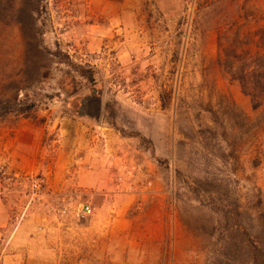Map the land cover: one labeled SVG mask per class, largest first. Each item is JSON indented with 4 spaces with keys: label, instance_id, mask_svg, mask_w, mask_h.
Returning <instances> with one entry per match:
<instances>
[{
    "label": "rangeland",
    "instance_id": "rangeland-1",
    "mask_svg": "<svg viewBox=\"0 0 264 264\" xmlns=\"http://www.w3.org/2000/svg\"><path fill=\"white\" fill-rule=\"evenodd\" d=\"M238 41L264 0H0V264H264Z\"/></svg>",
    "mask_w": 264,
    "mask_h": 264
},
{
    "label": "trees",
    "instance_id": "trees-1",
    "mask_svg": "<svg viewBox=\"0 0 264 264\" xmlns=\"http://www.w3.org/2000/svg\"><path fill=\"white\" fill-rule=\"evenodd\" d=\"M245 45V49L242 46ZM264 45L259 51L252 52L251 42L241 43L238 41V69L231 58L226 61L218 60L227 74L233 80H237L243 93L248 96L254 111L264 108ZM259 162L261 158L259 157ZM247 234V233H246Z\"/></svg>",
    "mask_w": 264,
    "mask_h": 264
},
{
    "label": "water",
    "instance_id": "water-1",
    "mask_svg": "<svg viewBox=\"0 0 264 264\" xmlns=\"http://www.w3.org/2000/svg\"><path fill=\"white\" fill-rule=\"evenodd\" d=\"M102 109V98L91 97L85 103V111L92 119H99Z\"/></svg>",
    "mask_w": 264,
    "mask_h": 264
},
{
    "label": "built area",
    "instance_id": "built-area-1",
    "mask_svg": "<svg viewBox=\"0 0 264 264\" xmlns=\"http://www.w3.org/2000/svg\"><path fill=\"white\" fill-rule=\"evenodd\" d=\"M86 208V211H89V208L85 207ZM83 210V209H82Z\"/></svg>",
    "mask_w": 264,
    "mask_h": 264
}]
</instances>
